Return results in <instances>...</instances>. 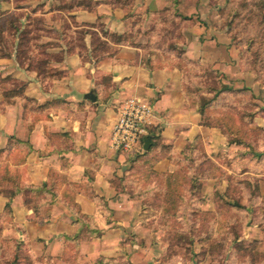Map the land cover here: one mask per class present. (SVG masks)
<instances>
[{"label": "crops", "instance_id": "crops-1", "mask_svg": "<svg viewBox=\"0 0 264 264\" xmlns=\"http://www.w3.org/2000/svg\"><path fill=\"white\" fill-rule=\"evenodd\" d=\"M165 13L179 24L183 56L225 86L216 96L217 88L204 91L202 106L187 89V71L107 35L148 40ZM229 13L233 0H0V216L7 209L12 235L51 258L73 246L86 259L128 254L131 264L162 263L155 220L164 198L182 202L171 190L184 163L197 150L214 161L236 146L228 141L235 128L227 132L211 111L236 107L249 131L253 98L264 125V89L234 41ZM40 56L49 57L44 74L34 65ZM127 98L148 103L154 117L122 153L111 129ZM193 181L190 208L207 210L215 179Z\"/></svg>", "mask_w": 264, "mask_h": 264}, {"label": "rangeland", "instance_id": "rangeland-1", "mask_svg": "<svg viewBox=\"0 0 264 264\" xmlns=\"http://www.w3.org/2000/svg\"><path fill=\"white\" fill-rule=\"evenodd\" d=\"M233 5L236 12L228 15L234 24L232 33L238 36L234 41L244 49L245 63L258 79V88L264 89V21H261L264 10L259 0H233ZM227 13L228 10L224 15ZM161 17V24L148 40L126 37L125 41L130 44L136 41L135 44L142 46L148 58H153L158 65L175 64L187 71V89L194 95V100L202 104L209 98L202 93L212 87L218 88L217 81L207 69L199 68L179 54L182 47L175 40L179 24L166 13ZM75 42L82 46L78 35ZM37 49L34 42L29 45V50ZM46 57L49 58L38 57L39 62L34 65L43 69L41 63ZM31 61L38 60L33 58ZM42 71L43 74L46 72ZM199 72L201 78L192 79ZM256 91L261 93L258 89ZM241 103L240 99L238 106ZM223 106H227L226 99H223ZM250 110L252 127L249 131L246 126L242 129V118L236 107L211 111L220 118V124L226 129L229 126L227 132L235 128L236 134H228V141H235L236 146L230 152H219L214 161L197 150L193 152L196 157L191 154L184 163L180 171L182 178L178 184L172 185L171 190L172 195H176L175 192L184 195L182 202L179 204L173 198H164V213L155 218L154 233L160 235L163 248L161 264H264V125L258 122L261 111L254 112L253 98ZM198 175L215 179L211 190L212 203L209 206L204 204L208 209L201 212L191 210L192 201L189 199L196 192V181L191 182L192 177ZM210 184H205V192L210 190ZM154 203L160 205V200ZM9 223L12 222L6 209L0 216V264H131L128 254L86 259L80 257L79 250L73 246L58 258L45 256L21 236L12 235Z\"/></svg>", "mask_w": 264, "mask_h": 264}, {"label": "built area", "instance_id": "built-area-1", "mask_svg": "<svg viewBox=\"0 0 264 264\" xmlns=\"http://www.w3.org/2000/svg\"><path fill=\"white\" fill-rule=\"evenodd\" d=\"M154 117L152 107L139 99L127 98L121 104L111 129V146L118 152H131Z\"/></svg>", "mask_w": 264, "mask_h": 264}, {"label": "trees", "instance_id": "trees-1", "mask_svg": "<svg viewBox=\"0 0 264 264\" xmlns=\"http://www.w3.org/2000/svg\"><path fill=\"white\" fill-rule=\"evenodd\" d=\"M259 3H261V6H262V8H263V10H264V0H259ZM235 9V12H236V8H234ZM264 12V11H263ZM231 20H232V18H231ZM261 21H264V16H261ZM230 24H232V22L230 23ZM232 28H234V24H232ZM178 29V28H177ZM177 29H176V32H177ZM108 36H109V38L112 40V41H114V42H116V43H121L122 41H125L126 40V37H124V36H121V35H116V34H107ZM232 35L234 36V37H238L237 36V34H233L232 33ZM94 43L95 44H97V46L98 47H101L102 46V44L101 43H98V39H96V40H94ZM81 48H82V46H80ZM108 52L110 51L109 49L107 50ZM179 54H181V55H183V52L182 51H180V53ZM180 56V55H179ZM45 61H42V63H44ZM38 71L40 72V69H38ZM38 72V73H39ZM207 73H208V71H207ZM209 74V73H208ZM219 83H220V81H219ZM218 84V83H217ZM218 88L216 89L217 90V93H215V95L214 96H216L220 91H222V90H224V88H225V86L224 85H222V84H218V86H217ZM204 102V101H203ZM203 105V103L202 104H200V106H202ZM228 106V105H227ZM250 114V113H249ZM235 207H240V206H235ZM93 233H95V232H92V234Z\"/></svg>", "mask_w": 264, "mask_h": 264}, {"label": "water", "instance_id": "water-1", "mask_svg": "<svg viewBox=\"0 0 264 264\" xmlns=\"http://www.w3.org/2000/svg\"><path fill=\"white\" fill-rule=\"evenodd\" d=\"M91 99L94 100L93 97H91ZM142 140H143V149H144V150H147L148 145H149L148 138H147L146 136H144Z\"/></svg>", "mask_w": 264, "mask_h": 264}]
</instances>
